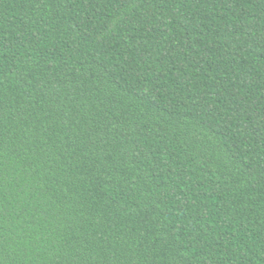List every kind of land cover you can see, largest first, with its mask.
Wrapping results in <instances>:
<instances>
[{
    "label": "trees",
    "instance_id": "16d2710c",
    "mask_svg": "<svg viewBox=\"0 0 264 264\" xmlns=\"http://www.w3.org/2000/svg\"><path fill=\"white\" fill-rule=\"evenodd\" d=\"M0 264H264V0H0Z\"/></svg>",
    "mask_w": 264,
    "mask_h": 264
}]
</instances>
